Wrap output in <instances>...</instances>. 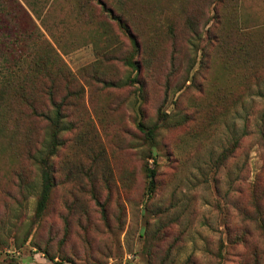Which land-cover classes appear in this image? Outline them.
Wrapping results in <instances>:
<instances>
[{
  "label": "rangeland",
  "instance_id": "1",
  "mask_svg": "<svg viewBox=\"0 0 264 264\" xmlns=\"http://www.w3.org/2000/svg\"><path fill=\"white\" fill-rule=\"evenodd\" d=\"M19 1L56 53L0 97V264H264V47L258 67L227 56L217 0ZM243 3L228 47L253 51L264 0ZM47 73L66 130L37 217Z\"/></svg>",
  "mask_w": 264,
  "mask_h": 264
},
{
  "label": "trees",
  "instance_id": "2",
  "mask_svg": "<svg viewBox=\"0 0 264 264\" xmlns=\"http://www.w3.org/2000/svg\"><path fill=\"white\" fill-rule=\"evenodd\" d=\"M243 1L217 0L215 7H219V12L217 14L216 10H214L215 17L218 21L217 23L221 25V40L228 54L227 56L231 54L236 58H246L248 62H252L254 67H258L261 62L260 49L264 47V37L258 42L254 41V38L257 34L264 33L262 31L264 27L255 28L257 30L251 33L250 38H248L254 43L253 51L243 45L228 47L231 32L239 34L248 22L244 16ZM116 20L123 29L127 30L128 27L122 23L121 19ZM25 21L27 22L26 25ZM27 38L32 39V50L29 56L25 54ZM43 45L45 46L43 47ZM43 49L50 53H56L49 43L43 41L41 32L28 10L19 0H0V57L4 60L2 65H0V97H3V100L7 92H17L19 90V93L23 94L22 91L31 84L39 86L43 73H46L47 68L51 64L50 55ZM227 56L224 55L223 57ZM132 66L135 69L137 68L135 64H132ZM48 74L45 75L50 79L48 93L51 112L47 117L46 134L42 142L34 144V147L28 151V157L40 172L41 178L39 198L35 209L37 217H42L48 207L52 190L55 186L50 160L56 156L61 142L60 135L66 130L65 125L62 123V104L57 103L54 96L50 94L53 90L54 79ZM28 103L33 108L32 101ZM37 115L42 116L41 114ZM139 129L148 136L152 144L154 131L146 129L141 124ZM151 158L154 159L153 156ZM145 174L147 178V195L151 197L157 190V171L148 165L145 168ZM255 264H259V261H256Z\"/></svg>",
  "mask_w": 264,
  "mask_h": 264
}]
</instances>
